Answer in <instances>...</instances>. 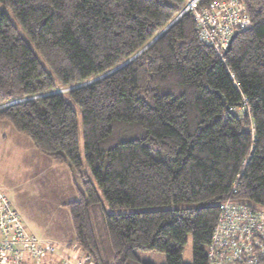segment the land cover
<instances>
[{"label":"trees","instance_id":"16d2710c","mask_svg":"<svg viewBox=\"0 0 264 264\" xmlns=\"http://www.w3.org/2000/svg\"><path fill=\"white\" fill-rule=\"evenodd\" d=\"M187 2L0 0V121L79 176L69 245L84 264H182L188 235L207 264L223 203L264 210V0H244L250 25L224 60ZM72 103L106 203L133 213L108 214L82 174Z\"/></svg>","mask_w":264,"mask_h":264},{"label":"built area","instance_id":"2783aa9c","mask_svg":"<svg viewBox=\"0 0 264 264\" xmlns=\"http://www.w3.org/2000/svg\"><path fill=\"white\" fill-rule=\"evenodd\" d=\"M188 0L181 15L193 13L198 40L224 60L231 40L250 25L244 0L201 6ZM90 257L77 244L41 241L25 228L18 212L0 193V264H84ZM207 264H264V210L227 201L207 249Z\"/></svg>","mask_w":264,"mask_h":264},{"label":"rangeland","instance_id":"374dc122","mask_svg":"<svg viewBox=\"0 0 264 264\" xmlns=\"http://www.w3.org/2000/svg\"><path fill=\"white\" fill-rule=\"evenodd\" d=\"M65 93V89L57 90ZM78 114L79 145L83 161L82 174L94 181L86 164L83 124L80 109L72 103ZM96 184V183H95ZM79 176L65 165L36 149L32 140L19 134L8 121H0V193L20 215L27 231L41 241L67 244L73 240L74 229L67 205L80 199ZM98 194L108 214H128L131 210L111 209L102 190ZM164 208H146L153 211ZM194 240L187 236L182 264H193ZM139 260L146 264H166V256L159 252L137 251Z\"/></svg>","mask_w":264,"mask_h":264},{"label":"crops","instance_id":"0c3cea01","mask_svg":"<svg viewBox=\"0 0 264 264\" xmlns=\"http://www.w3.org/2000/svg\"><path fill=\"white\" fill-rule=\"evenodd\" d=\"M74 237H75V234L73 235V240L75 239ZM57 240H58L59 242H61V244L64 245L65 247H68V246H69V244H67L65 241H63V240H61V239H60V240L57 239ZM46 241H47V240H46ZM70 242H71V241H70Z\"/></svg>","mask_w":264,"mask_h":264},{"label":"water","instance_id":"95a60500","mask_svg":"<svg viewBox=\"0 0 264 264\" xmlns=\"http://www.w3.org/2000/svg\"><path fill=\"white\" fill-rule=\"evenodd\" d=\"M158 37H160V36H158ZM11 105V104H10ZM4 107V106H3ZM3 107H1V109L3 108Z\"/></svg>","mask_w":264,"mask_h":264}]
</instances>
